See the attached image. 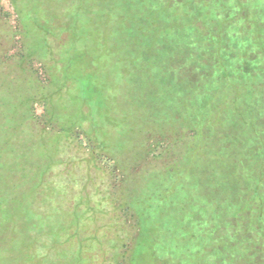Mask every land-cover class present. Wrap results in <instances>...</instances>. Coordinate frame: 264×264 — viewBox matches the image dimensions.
Instances as JSON below:
<instances>
[{
    "label": "rangeland",
    "instance_id": "1",
    "mask_svg": "<svg viewBox=\"0 0 264 264\" xmlns=\"http://www.w3.org/2000/svg\"><path fill=\"white\" fill-rule=\"evenodd\" d=\"M125 9L0 0V264H222L172 47Z\"/></svg>",
    "mask_w": 264,
    "mask_h": 264
},
{
    "label": "trees",
    "instance_id": "2",
    "mask_svg": "<svg viewBox=\"0 0 264 264\" xmlns=\"http://www.w3.org/2000/svg\"><path fill=\"white\" fill-rule=\"evenodd\" d=\"M125 2L134 29L165 31L176 91L193 105L184 147L202 143L218 169L216 258L264 264V0Z\"/></svg>",
    "mask_w": 264,
    "mask_h": 264
}]
</instances>
